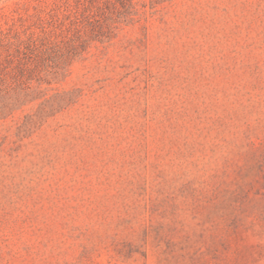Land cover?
I'll return each instance as SVG.
<instances>
[{
	"label": "rangeland",
	"instance_id": "rangeland-1",
	"mask_svg": "<svg viewBox=\"0 0 264 264\" xmlns=\"http://www.w3.org/2000/svg\"><path fill=\"white\" fill-rule=\"evenodd\" d=\"M0 264H264V0H0Z\"/></svg>",
	"mask_w": 264,
	"mask_h": 264
}]
</instances>
